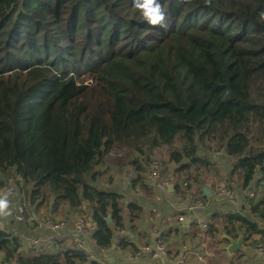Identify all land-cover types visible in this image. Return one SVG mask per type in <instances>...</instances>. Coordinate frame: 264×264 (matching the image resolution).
<instances>
[{
    "label": "trees",
    "instance_id": "16d2710c",
    "mask_svg": "<svg viewBox=\"0 0 264 264\" xmlns=\"http://www.w3.org/2000/svg\"><path fill=\"white\" fill-rule=\"evenodd\" d=\"M157 2L166 27L150 25L136 0H0V176L23 179L39 218L48 209L49 218L61 209L83 215L89 205L93 244L105 249L114 231L144 217L134 199L96 186L106 158L118 148L141 157L168 149L185 181L203 186L201 177H213L211 190L220 178L240 193L259 191L237 215L215 214L206 235L181 236L180 215L171 216L161 233L169 253L177 256L184 242L217 251L228 246L224 237L250 246L264 225V0ZM208 153L226 158L227 174ZM149 162L132 163L134 188L145 193ZM180 189L177 180L176 196ZM137 249L123 240L124 252ZM0 259L97 264L61 247L29 255L2 231Z\"/></svg>",
    "mask_w": 264,
    "mask_h": 264
},
{
    "label": "built area",
    "instance_id": "2783aa9c",
    "mask_svg": "<svg viewBox=\"0 0 264 264\" xmlns=\"http://www.w3.org/2000/svg\"><path fill=\"white\" fill-rule=\"evenodd\" d=\"M147 171V177L144 182L145 193L139 186L134 188L136 173L130 172L124 174V179L120 185L125 192L133 199H144L152 205H164L166 199L170 197L169 187L174 184L169 178L170 172L167 167L158 161H152ZM168 177L169 179H167ZM115 180H118L115 177ZM119 183V182H118ZM109 186V185H108ZM107 186V187H108ZM24 187V181L20 176H11L5 180L2 196L7 197L9 201L12 198L18 197ZM175 189V185H174ZM204 190L209 191L210 196H205ZM256 186H250L244 192H238L234 186H229L225 183L220 184L213 190L201 186L197 181H183L181 183L180 194L177 196L180 212L177 213L180 217L177 219L174 228L180 231L181 236L192 234L197 231L200 235L208 234L216 227V221L213 216L215 214L237 215L244 209L250 207L251 201L259 199V191ZM135 201V200H134ZM219 202V205L217 204ZM83 215H76L72 221L57 220L56 218H48L37 222L34 219L35 213L31 211L24 197H19L15 200L14 213L11 216V221L14 225H29L33 226L36 222L37 227L47 229L50 236L47 238L31 237L21 231L9 232L5 224L0 220V231L17 238L25 252H37L44 249L55 252L60 247L63 251L73 250L87 257L89 262L97 264H111L101 260L99 257L108 255L123 256L126 264H187L190 258H197L199 264H205L198 256L199 251L204 248V242L200 247L182 243L181 248H178L179 254L172 256L169 253V247L161 239V233H153L152 241L148 245L138 248L136 251L122 250L123 240L131 241L126 231H114V239L109 248H96L92 241V235L96 232L97 226L91 219L92 213L89 211V205L85 204L81 207ZM156 209L149 211L148 221L150 225H155ZM170 230L168 225L164 227ZM263 239L253 243L250 246L244 245L241 254L254 253L264 260V225L261 226ZM201 252V251H200ZM205 253L202 252V256ZM1 264V259H0Z\"/></svg>",
    "mask_w": 264,
    "mask_h": 264
},
{
    "label": "rangeland",
    "instance_id": "374dc122",
    "mask_svg": "<svg viewBox=\"0 0 264 264\" xmlns=\"http://www.w3.org/2000/svg\"><path fill=\"white\" fill-rule=\"evenodd\" d=\"M89 83H90V85H93L94 80L90 81ZM176 148H178V146H176ZM207 155L210 158L211 162L215 163L218 167H220V168H218L219 170L224 171L223 173L227 174L228 169L230 167V163L226 161V158L221 153L220 154L208 153ZM138 157L141 159L142 162L149 159V161H150L149 164L152 161H158V162L163 163L167 167V171L170 172V175H168V177L172 178L171 182H173V183H176L175 180H179V183H182L185 180V177L179 178V177H177V175H175V171L177 170V167L175 166V164L170 163V161L168 159V157H169V150L168 149H162L160 151H155L152 154L145 152V155L141 157V156L135 155L134 153L130 152L129 150H127L125 148H118L109 154V156L106 158V160L104 162V166L99 170L101 177L97 181L98 188L100 190H104V191H108V192L110 191V192L121 193V194L124 193V191H125L124 188L120 186V185H122L121 181L124 179V174L130 173V172H135L134 168L132 167V163L134 161H136L138 159ZM149 167H150V165H148L146 167L145 178L147 177V171H148ZM115 177L119 183L115 180ZM168 177H166V178L169 179ZM0 178H1V176H0ZM201 178L202 179H200V180H202V183H205V181H206V184H202L203 186H206L207 188H210L212 186L211 185V179L213 177L203 176ZM207 181H209V183ZM215 181H216V184L213 183L214 187H218L222 183L226 184L225 179L216 178ZM234 187H237V185L235 183H234ZM20 194L23 197L24 191H21ZM123 196L125 197V201H126L125 203H129L130 201L133 202V198L129 195L128 192ZM26 202H27V200H26ZM11 204L12 203L10 202V205ZM217 204L219 205V202ZM31 211L35 212L34 209H31ZM51 212H52L51 209L40 211L38 213V215L40 216V220L48 219ZM62 212H63V210L61 209L55 215L56 219L66 221L65 220V214L62 216ZM72 214H74V213H72ZM135 227H136V229H135ZM135 227L127 226L126 233H127V236L129 237V239H134V241L136 242L137 248L143 247L144 244L148 243L147 242L148 238L150 239L152 237V233L158 230L157 227H153L152 225H150L147 217H145V216L143 217L141 222H139ZM159 228H160V226H159ZM147 229H149L148 232L146 231ZM146 233H148V234H146ZM200 246H201V244L197 245L196 247L198 248ZM224 248H225V246L218 249L217 251H211L208 243H204V248H202L200 250L201 252H200V255L198 257L201 258L205 264H223L222 260L225 261L226 264H242L241 262H236V261H235V263L232 262V259H230L228 257L227 253L224 251ZM202 252L205 253L204 256H202ZM216 252H219L220 257L215 255ZM28 254L33 255V253H31V252H29ZM252 255L253 254L250 252L247 254V257L254 258ZM99 258L106 262V259H104L105 257H99ZM119 259L124 261L122 258H119ZM193 259H195V258H193ZM193 259L191 260V262L189 264H197V261L195 262V261H193ZM124 263H122V264H124Z\"/></svg>",
    "mask_w": 264,
    "mask_h": 264
},
{
    "label": "crops",
    "instance_id": "0c3cea01",
    "mask_svg": "<svg viewBox=\"0 0 264 264\" xmlns=\"http://www.w3.org/2000/svg\"><path fill=\"white\" fill-rule=\"evenodd\" d=\"M5 180H6L5 178H2V177L0 178V181L4 182ZM176 181L177 180H175V182ZM173 184L175 185V183H173ZM96 186L98 187L97 184H96ZM203 187H206V186H203ZM118 194H121V193H118ZM125 194H126V192L124 191V193H122L121 195H125ZM19 197H22L21 194L18 197L12 198L11 201H9V199H8L9 208L6 210L8 214L0 216V220L2 221L3 224L6 225L7 230L9 232L21 231V232H23V233H25L31 237H42V238L49 237L50 232L44 228H39V227H34V226H29V225H21V226L14 225V224H12L11 226L9 225L10 221H11V216L13 215L14 209H15V200L18 199ZM2 198H4V196H2V191H1L0 192V199H2ZM134 200H135L134 203L143 207L144 216L147 217V219L149 217V211L151 209L154 208L157 210L158 213L154 217L155 218V225L153 227H157L158 230L153 232V233H157V232L162 233V234L166 233L167 229L164 228L165 225H168V224L173 225L172 221H170L169 218H171V216H174L175 214L177 215V213L180 212V207L178 206L177 196L174 194V192L171 193L170 197L166 199V201H165L166 203L164 205H162V203L152 205L151 203L147 202L144 199H134ZM10 202L12 203L11 205H10ZM71 216H72V212L67 211L65 213L66 221H72L74 216L73 217H71ZM34 219L37 222H42L40 220V218L36 216V213H35ZM159 226H160V228H159ZM148 230L149 229H147L146 231L148 232ZM146 234H148V233H146ZM130 240L134 241V239H130ZM167 245L169 246L168 243H167ZM227 247L225 249H227ZM197 251L199 254L200 253L199 249H197ZM247 254L248 253H246V254L244 253V255L241 254L240 256H242V258L239 259V261L236 260V262H241L242 264H264V260L261 259L260 257H258L257 255H255L254 253L252 255L254 258L247 257ZM215 255L220 257L219 252H216ZM119 258H122L124 261L120 260ZM104 259H106L107 263H111V264H122L124 262H125L124 264L127 263L126 259L123 256H118V255H108ZM192 259L193 258H190L189 261H191ZM194 260L196 262L197 258H195ZM189 261L187 262V264L189 263ZM222 263L226 264V262L223 260H222ZM197 264H199L198 261H197Z\"/></svg>",
    "mask_w": 264,
    "mask_h": 264
},
{
    "label": "clouds",
    "instance_id": "9594fccd",
    "mask_svg": "<svg viewBox=\"0 0 264 264\" xmlns=\"http://www.w3.org/2000/svg\"><path fill=\"white\" fill-rule=\"evenodd\" d=\"M136 7L141 11L144 19L152 26L166 27V17L157 0H136ZM9 203L7 197L0 199V216L7 215Z\"/></svg>",
    "mask_w": 264,
    "mask_h": 264
},
{
    "label": "water",
    "instance_id": "95a60500",
    "mask_svg": "<svg viewBox=\"0 0 264 264\" xmlns=\"http://www.w3.org/2000/svg\"><path fill=\"white\" fill-rule=\"evenodd\" d=\"M169 192L173 193L174 192V185L169 187ZM205 196H210V192L207 190H204ZM108 225H111L112 219L108 218L107 219ZM223 240H225L228 243V247L226 249V253L229 256L230 259H233L235 255L241 254L242 248L244 246L243 239L240 238L238 241H233L231 239H228L227 237H224Z\"/></svg>",
    "mask_w": 264,
    "mask_h": 264
}]
</instances>
